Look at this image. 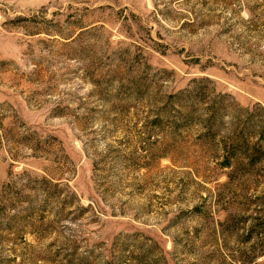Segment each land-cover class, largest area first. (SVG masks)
<instances>
[{"label": "rangeland", "instance_id": "374dc122", "mask_svg": "<svg viewBox=\"0 0 264 264\" xmlns=\"http://www.w3.org/2000/svg\"><path fill=\"white\" fill-rule=\"evenodd\" d=\"M0 264H264V0H0Z\"/></svg>", "mask_w": 264, "mask_h": 264}, {"label": "trees", "instance_id": "16d2710c", "mask_svg": "<svg viewBox=\"0 0 264 264\" xmlns=\"http://www.w3.org/2000/svg\"><path fill=\"white\" fill-rule=\"evenodd\" d=\"M225 165H226L227 167H229V166L231 165V162H230V159H229V158H226V160H225Z\"/></svg>", "mask_w": 264, "mask_h": 264}]
</instances>
